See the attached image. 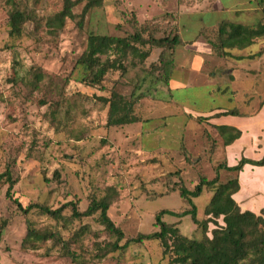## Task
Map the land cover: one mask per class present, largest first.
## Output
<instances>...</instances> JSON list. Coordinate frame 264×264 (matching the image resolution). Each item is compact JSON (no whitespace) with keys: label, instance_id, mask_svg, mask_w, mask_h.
Masks as SVG:
<instances>
[{"label":"rangeland","instance_id":"rangeland-1","mask_svg":"<svg viewBox=\"0 0 264 264\" xmlns=\"http://www.w3.org/2000/svg\"><path fill=\"white\" fill-rule=\"evenodd\" d=\"M70 1L72 17L51 29L47 23L63 10L65 0H0V174L9 171L14 182L12 199L5 194L8 185L0 184V264H168L155 241L110 252L116 237L101 225L99 212L73 218L71 206H63L71 202L81 213L91 201L109 196L107 215L123 232L121 244L139 233L157 231L154 218L161 211L168 212L161 221L175 225L181 235L203 238V224L210 218L204 209L218 184L234 175L221 168L216 185L204 186L190 201L179 196L178 189L193 191L200 177L215 178V168L225 160L214 127L185 114L257 111L264 92V57H256L257 47L244 50L256 52L239 61L236 50L229 57L218 44L210 54L204 46L219 41L222 21L255 25L264 0ZM88 3L93 5L84 13ZM15 9L29 18L17 37L9 35L8 27ZM207 9L229 11L209 29ZM133 34L143 39L179 37L169 84L154 81L160 50L147 44L139 45L149 52L143 64L136 61L133 68L128 59L125 71L110 70L99 85L80 83L82 71L76 62L89 35ZM112 59L109 55L102 61ZM137 65L154 71V76L140 74ZM112 92L139 99L133 105L139 122L106 126L104 100ZM257 155L250 148L243 154L251 159ZM12 200L22 208H62V219L36 208L23 213ZM236 203L241 212L252 210L264 219V203ZM192 206L198 224L190 215L176 216ZM216 226L224 227L222 217L206 224L209 238ZM28 227L55 233L56 240L35 249L22 247Z\"/></svg>","mask_w":264,"mask_h":264},{"label":"trees","instance_id":"trees-1","mask_svg":"<svg viewBox=\"0 0 264 264\" xmlns=\"http://www.w3.org/2000/svg\"><path fill=\"white\" fill-rule=\"evenodd\" d=\"M88 3L85 7L84 13L92 6ZM73 4L70 0H65L63 10L51 21L47 26L51 29H59L63 26L67 17L71 18V9ZM264 15V9L261 10ZM29 20L26 13H22L15 9L9 13L8 27L9 35L19 36L22 32L23 24ZM216 37L219 41L210 42L212 49L218 44L220 52L231 57L232 50H244L245 48L255 44L259 39H264V17L255 25H242L231 22H220ZM181 43L178 36L154 38L148 37L143 39L139 34H133L129 38H119L112 36L89 35L87 38L86 48L79 57L76 65L81 69V80L87 86L99 85L105 75L110 70L125 71L124 62L129 59L130 66L136 68V61L140 64L149 57V52H142L139 48L146 44L151 47H156L160 50L158 55V62L154 66L156 70V82H164L168 84L173 68H174V54L175 49ZM260 53H257L259 55ZM109 55L113 56L112 60L102 61L103 57ZM254 56V55H252ZM251 56V57H252ZM250 57V56H249ZM239 59V58H238ZM124 65V66H123ZM264 65V64H263ZM140 67L139 73L145 74L148 72L150 76H154V71L145 70L143 66ZM161 74L159 75V73ZM124 74V72H123ZM127 75V73L125 72ZM142 79V78H141ZM140 82V81H139ZM139 99L122 96L116 92H112L108 99L104 101L108 105L107 112V127H121L132 123L139 122L138 117L133 111V105ZM237 111H229L213 115L211 117H219L226 115H237ZM190 119L192 117L188 116ZM196 120H206L207 118L197 117ZM147 122L150 119H145ZM218 136L220 137L222 146L225 148L237 140L241 133L233 128L225 126H214ZM188 161H193L189 156H185ZM194 162V161H193ZM191 162V164H194ZM244 165H251L255 167L264 166V156L259 160H251L240 158L235 166L228 167L224 161L218 164L215 168V178L206 180L205 177H200L198 184L193 191H189L184 187L176 189L182 199L190 201V198H196L201 194L202 188L214 186L220 177V169L226 173L234 175V178L228 179L223 184H218L215 188L214 194L210 198L207 206L204 209V214L210 218L203 224V231L205 232L201 240L189 239L181 235L178 228L173 224H168L161 221V216L167 214L166 211H161L155 216L154 227L158 230L149 234H137L135 238L123 240V232L120 230L108 217L107 211L110 201L107 200L109 196L101 200H93L84 212H78L73 204L70 202L63 207L71 206L72 217H90L96 212H99V222L104 229L115 236L116 239L112 244V251L124 250L130 243L141 244L145 241H155L162 248V256L168 257V264H264V219L262 216L255 215L249 211L241 212L237 203L232 196L239 190L238 175L243 169ZM6 183V197L12 199L10 191L14 185L9 171L0 174V184ZM112 191L108 189V191ZM17 208L23 213H27L32 208L39 210L42 215H47L53 219H62L61 210L58 208L52 210L43 206H28L22 208L16 200H12ZM190 215L194 224H198L196 219L195 207L184 213H178L176 216ZM222 217L224 227L216 226L211 231V237L207 236L206 224L211 220H216ZM48 240H56V234L52 232H38L37 230L28 227L26 237L22 241V247H29L35 249L39 243H44Z\"/></svg>","mask_w":264,"mask_h":264},{"label":"crops","instance_id":"crops-1","mask_svg":"<svg viewBox=\"0 0 264 264\" xmlns=\"http://www.w3.org/2000/svg\"><path fill=\"white\" fill-rule=\"evenodd\" d=\"M235 9L237 8H234V13L236 12ZM253 9L255 10V8ZM227 11L229 10L224 11V9H221L218 11H212L211 9H207L206 12H208L210 15V21H206L205 26L210 29L211 25L214 24V21L221 20L222 15L226 14ZM238 12H241V11H238ZM250 17L251 16H247L246 19L247 18L250 19ZM263 17L264 15L261 12V16L258 21L261 22L263 20ZM246 21L247 20H245L244 23H246ZM237 24H242V23H237ZM208 43L210 44L209 41ZM208 43L205 44L206 46H204V49H205V52H208L210 54L212 52L211 51L212 46L211 45L209 46ZM252 46H254V49L257 47L258 49L257 51L258 53H260L259 57H264V39H259L255 44L245 48L244 50L247 51V49L249 50V48ZM244 50H241V51L236 50L239 52V54H234V57L236 59L239 58L238 59L239 61L240 60L246 61L245 60L246 58H248L249 56L251 57L256 52L254 50L252 51L253 52L252 54H244ZM232 51H235V50H232ZM193 52H200V51L198 49H193ZM244 55H246V57ZM194 56L198 58L196 55ZM237 63L239 62L237 61ZM191 64H193V66H196V63H191ZM263 64H264V61L262 62V69L264 70ZM260 70H261V67H260ZM170 80H171V77H170ZM170 80L168 81V84L170 83ZM245 103H248V102H245ZM249 103H251V100ZM226 111L227 110L217 111V109H210L209 111L203 113L204 115H206V117H202V118L208 117V119L204 120V122H206L208 126L211 125L213 127L214 126L230 127V128L238 130L241 133L240 137L237 140H235L231 145L224 148V151H225L224 161H226L227 166L228 167L235 166L240 160V158L243 156V154H245V151L249 148L258 152L257 159H251V158L243 156L244 158L251 159V160L261 159L264 156V92L260 94L259 107L257 111L255 112L241 113L237 111L238 113L237 115L211 117L213 115L223 113ZM185 115L187 118H189L188 116H190L193 119L199 117V116L194 117L190 113H186ZM238 153L241 154L239 158H237ZM238 183H239V190L232 196L235 202L239 201L241 203H247V204L264 203V166L255 167L251 165H244L243 169L238 175ZM248 211H252V210H248Z\"/></svg>","mask_w":264,"mask_h":264}]
</instances>
